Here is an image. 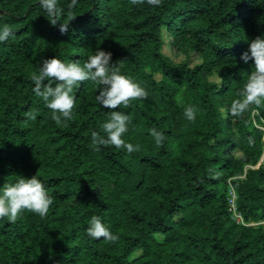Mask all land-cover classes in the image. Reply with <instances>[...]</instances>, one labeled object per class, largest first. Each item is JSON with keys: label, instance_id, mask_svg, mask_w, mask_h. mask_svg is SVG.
<instances>
[{"label": "trees", "instance_id": "1", "mask_svg": "<svg viewBox=\"0 0 264 264\" xmlns=\"http://www.w3.org/2000/svg\"><path fill=\"white\" fill-rule=\"evenodd\" d=\"M70 2L58 0L61 34L39 0H0V27L15 34L0 42V190L36 175L54 200L46 217L0 219V264H264V107L228 111L254 70L240 56L264 37V0H77L72 21ZM99 49L148 92L117 109L132 121L122 139L140 146L131 154L92 146L112 111L96 100L100 85L74 88L67 126L33 91L44 59L83 66ZM230 185L256 225L233 219ZM93 216L119 239L89 237Z\"/></svg>", "mask_w": 264, "mask_h": 264}, {"label": "clouds", "instance_id": "2", "mask_svg": "<svg viewBox=\"0 0 264 264\" xmlns=\"http://www.w3.org/2000/svg\"><path fill=\"white\" fill-rule=\"evenodd\" d=\"M40 7L46 11L50 17L49 22L55 26L59 22V17L64 14V10L58 6V0H39ZM132 5H143L145 0H130ZM146 3L153 7H159L162 0H146ZM77 5V0H71L68 4L67 15L70 21L76 17L72 13ZM69 21V22H70ZM69 30V23L59 22V31L66 34ZM9 25L0 27V42L8 40L14 36ZM112 53L104 50H97L94 56L89 57L87 63L81 66L72 62L65 64L55 58L44 59L38 70L31 77L34 93L41 97L45 106L51 110L52 119L62 126H67V121L73 118V109L76 106L73 90L80 83L91 80L101 87L96 96L97 102L106 109L112 110L110 118L102 125L103 132L92 133V146L94 150L100 151V146H115L126 149L128 153L140 150L139 145L126 143L122 136L127 133L131 118L117 109L123 105L127 108L130 103L137 99H147L148 92L130 78L121 75L116 63L111 62ZM240 60L247 64L250 60L254 63V70L248 75L247 83L238 92L239 99H235L229 111L233 117H243L245 113L252 110L253 106L258 110L264 107V37H257L249 43L248 50L244 51ZM53 81L55 84H53ZM37 113L29 111L25 116L30 120L36 119ZM185 116L189 121L196 118V110L192 107L185 109ZM155 138L157 146H162L166 139L163 133L150 130ZM249 145H254L253 138L249 137ZM219 173L216 174L218 178ZM53 198L48 194L44 184L36 175L31 178L21 177L15 184H4L0 190V219L7 217L15 223L18 217L25 211L46 217ZM87 235L93 239L101 238L116 242L119 237L113 235L102 223L99 217L93 216L89 221Z\"/></svg>", "mask_w": 264, "mask_h": 264}, {"label": "built area", "instance_id": "3", "mask_svg": "<svg viewBox=\"0 0 264 264\" xmlns=\"http://www.w3.org/2000/svg\"><path fill=\"white\" fill-rule=\"evenodd\" d=\"M228 194H229L228 207H229V211L231 212L232 217L235 220V222H237L238 224L244 225V226L256 225L254 223H245L242 216L237 212V207H236L237 196L231 185L229 186Z\"/></svg>", "mask_w": 264, "mask_h": 264}, {"label": "rangeland", "instance_id": "4", "mask_svg": "<svg viewBox=\"0 0 264 264\" xmlns=\"http://www.w3.org/2000/svg\"><path fill=\"white\" fill-rule=\"evenodd\" d=\"M164 52L170 57L172 58L174 61H179L181 59V57L175 55L173 52L169 51L167 48H164ZM262 162H264V154L262 155V157L259 160V163L257 164L256 167H258Z\"/></svg>", "mask_w": 264, "mask_h": 264}]
</instances>
